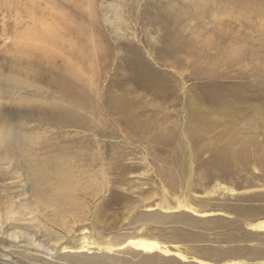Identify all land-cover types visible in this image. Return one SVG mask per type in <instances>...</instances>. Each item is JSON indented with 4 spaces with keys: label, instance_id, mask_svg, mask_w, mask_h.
I'll return each instance as SVG.
<instances>
[{
    "label": "rangeland",
    "instance_id": "374dc122",
    "mask_svg": "<svg viewBox=\"0 0 264 264\" xmlns=\"http://www.w3.org/2000/svg\"><path fill=\"white\" fill-rule=\"evenodd\" d=\"M0 4L12 26L0 24V125L11 136L0 150L11 158L0 166V260L104 264L95 249L46 259L26 248L73 247L82 234L116 246L204 232L176 249L264 251V232L246 228L264 219V0ZM221 185L236 193L206 195ZM21 205L32 221L10 213ZM184 205L219 214L165 209ZM214 254L203 259L222 263Z\"/></svg>",
    "mask_w": 264,
    "mask_h": 264
},
{
    "label": "bare ground",
    "instance_id": "6f19581e",
    "mask_svg": "<svg viewBox=\"0 0 264 264\" xmlns=\"http://www.w3.org/2000/svg\"><path fill=\"white\" fill-rule=\"evenodd\" d=\"M4 3L3 4L5 6H6V4H8L6 2H4ZM3 8L4 7L1 6V4H0V12H1L2 17H3L2 19H5L6 18L5 17L6 13L2 10ZM11 12H12V10H11ZM1 21L2 22L0 24H1L2 30H7L9 27H12L10 23H8L6 21H3V20H1ZM0 79H1V76H0ZM5 85H7V83ZM4 90L5 89H3L0 86V100L2 99L1 97L3 96ZM3 125H0V150H3V152H5L6 150L8 151V147L10 146L9 143H10L11 136H10L9 130H7L4 127L5 125L4 126ZM8 154H9V152H8ZM1 155H2V153H0V166L2 164L9 163L11 158L8 155H4V154L2 156ZM220 191L222 193H228V194L236 193L235 190L221 185V186H215L214 190L211 191V192H208L206 195H214V194H216L217 192H220ZM61 194L62 193L59 192L57 194V196H56L57 198H56L55 201L59 200L58 203H60ZM165 209H166V211H170V210L176 211V210L183 209V210L194 212L195 214H199L195 210H193V208L190 207L189 205L188 206L187 205L178 206V207H174V208L165 207ZM10 213L13 214V215H15L17 213L28 215L31 218V219L29 218L30 219L29 221H32L34 219L33 217L30 216L32 214V212L29 210V208L28 207H24L23 205H21L20 208L12 209ZM255 227H258L259 229L260 228L262 229V228H264V223L256 225V226H254L252 228H255ZM0 235L3 236L4 234L2 233ZM20 235H21V233L20 234H14L13 236H11L10 239H12L14 241L20 240L23 237V236H20ZM82 235H83V238H82L83 241H81V243H79L77 246H73V247L67 246V245L63 244V242L62 243L61 242H57L55 244L50 245L49 247H45L42 244L36 243L35 241H33L34 239H32V240L28 241V244L26 245V248L28 250H34L35 252H38V250H39V254H41V255L43 254L44 255L43 258H46V259H48V257L61 256V255H65V257H70L69 254H73V255H82V254H84L83 256H86L85 253L91 254V250L95 249V250H98L99 253H101V256L99 257V259L105 260V263L108 262V261H111V262H115L117 264H121L119 258L122 257V256L126 257L125 255L127 253L132 258H133V256L136 258V256H138V255H141V256L149 255V259H148L149 263L147 262V264H157V261H158L157 259L160 258L158 255H161V256H164V257L175 256L176 258H178L180 260H183V261L186 260V257L181 252H179V251H177L175 249H169L168 246L162 245L161 243L153 240V238H151V239L150 238H145V237L144 238L143 237L132 238V239H128L124 243H121V244L116 245V246H112V245H109L108 243H106L105 241H103L102 239H100V241H84L85 236H84V234H82ZM59 252H62V254L60 255ZM45 256H47V257H45ZM123 260H124V258H123ZM127 263H130V264H144V263L133 262V261L132 262H130V261L128 262L127 261ZM0 264H10V263L7 262V261L0 260ZM166 264H170V263H166Z\"/></svg>",
    "mask_w": 264,
    "mask_h": 264
},
{
    "label": "crops",
    "instance_id": "0c3cea01",
    "mask_svg": "<svg viewBox=\"0 0 264 264\" xmlns=\"http://www.w3.org/2000/svg\"><path fill=\"white\" fill-rule=\"evenodd\" d=\"M176 211H184V210H176ZM184 212H189V213L195 215L196 217L204 218V219L210 218L212 216H217V214H219L218 212L209 211L206 208V206H204V209H202V210L199 209V211H197V213H199V214H195L194 212H191V211H184ZM259 217L262 218L261 216H259ZM260 218H258L256 222H247V224H246L247 230L264 232V228H262V229L261 228L259 229L258 227L252 228V227H254L256 225H259L261 223H264V219H260ZM155 220H156V218L153 219L154 223H155ZM160 225H162V223L159 224V226ZM187 228L189 229V227H187ZM203 233L202 234H196L195 236L189 235L187 233L186 234H183V235L182 234L173 235V236L169 237L168 240H170V241H163V240H161V239H159L157 237H152V238H153V240L161 243L164 246H168L170 248H173V249L181 252L186 257V260H187V261L186 260L183 261V260H180V259L176 258L175 256H169V257L162 258L161 259L162 262H169V261H164V259H166V260H170L173 264H182V263L183 264H187V263L213 264L212 262H210V260L209 261H206V260L203 259V256L204 255L207 256V254H209L210 256H212L213 253H215L214 255H215V257L217 259L221 260V262L223 261L220 264H243L245 262H250V261H252V262H254V261H260L262 263L264 261V251H262V250L255 251L254 252V257H256V259L255 260H250L249 258H250L251 255L248 252H246V251H245V253H248V254L245 255V256H247V257H236V258L234 257L235 258L234 259V258H232V256L231 257H227L226 255H218V254H216L217 253L216 251L215 252L213 251V249H210V252L211 253L210 252L209 253L207 252L209 250L207 248L206 249H200V250H195L194 249V250H192V255H193L192 257H189L186 254H184L182 250L176 249V248H181L180 244L195 242L196 241L195 239H201V240L204 241V238H206V237H205V235ZM205 251L207 252V254H205ZM171 262H169V263H171Z\"/></svg>",
    "mask_w": 264,
    "mask_h": 264
}]
</instances>
